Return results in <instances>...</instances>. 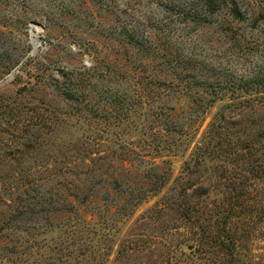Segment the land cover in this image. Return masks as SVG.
<instances>
[{"label": "rangeland", "instance_id": "obj_1", "mask_svg": "<svg viewBox=\"0 0 264 264\" xmlns=\"http://www.w3.org/2000/svg\"><path fill=\"white\" fill-rule=\"evenodd\" d=\"M236 5L0 0V264H264V0Z\"/></svg>", "mask_w": 264, "mask_h": 264}, {"label": "trees", "instance_id": "obj_2", "mask_svg": "<svg viewBox=\"0 0 264 264\" xmlns=\"http://www.w3.org/2000/svg\"><path fill=\"white\" fill-rule=\"evenodd\" d=\"M230 2H231V5H232V6H235L236 3H237V0H230ZM236 6H237V5H236ZM207 7L210 9L211 6L207 5ZM178 11H179V13H177V15H184V14H182L181 9H178ZM231 13H232V15H233L234 17H237V15H238V13H237V11H236V8L232 9V10H231ZM187 15H188V14H187ZM192 15L195 16L194 13H192ZM123 32L126 33L125 28H123ZM225 246L228 248V249L226 248L228 251H230L229 249H232V247H231L230 245H225ZM226 260H227V259H224L222 264H224ZM228 264H231V263L228 262Z\"/></svg>", "mask_w": 264, "mask_h": 264}]
</instances>
